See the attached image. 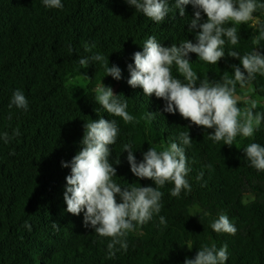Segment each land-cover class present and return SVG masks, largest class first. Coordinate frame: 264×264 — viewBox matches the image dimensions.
I'll list each match as a JSON object with an SVG mask.
<instances>
[{
	"label": "trees",
	"instance_id": "16d2710c",
	"mask_svg": "<svg viewBox=\"0 0 264 264\" xmlns=\"http://www.w3.org/2000/svg\"><path fill=\"white\" fill-rule=\"evenodd\" d=\"M61 2L63 9H49L42 0H0V264H184L201 245L213 243L217 248L227 243L226 264H264V171L250 167L243 151L253 142L264 146V121L252 137L238 135L232 147L210 140L213 129L192 125V144L186 148L191 192L172 197L174 185L161 188L159 215L129 233L127 252L117 251L112 259L107 249L110 238H100L93 229L85 228L83 214L65 211L63 193L70 168L62 167L61 161L70 162L81 150L83 124L91 119L117 122L119 134L110 156L117 169L114 181L121 186L139 183L155 187L153 181L133 175L123 145L131 143L140 161L150 146L176 141L190 121L178 112H162V99L129 86L127 65L134 63L133 53L143 50L149 36L164 46L186 39L195 42V32L188 30L195 10L189 4L185 16L180 17L175 0H169L172 11L157 23L124 0ZM254 16L264 21V12ZM236 27L239 42L232 45L225 38V56L217 64L189 53L200 80H220L225 71L232 76L231 66L240 65V61L227 53L237 51L243 56L257 47L252 37L258 33L251 22ZM85 45L95 47L86 52ZM257 50L264 52V41ZM96 53L108 58L109 66L121 69L120 80L105 76L101 62L81 68L79 58ZM172 75L183 80L175 65ZM76 80L83 85L74 83ZM101 82L121 94V99L127 98L126 111L139 123H125L104 111L94 92ZM248 87L251 95L238 100V106L255 99L258 105L254 111L264 113V76L257 74L244 88L237 84L236 95L245 97ZM16 89L26 96L27 111L9 108ZM158 111L162 114H155L154 119H142L148 112ZM17 128L20 135L6 144L2 134L11 137ZM118 159L120 163L115 164ZM209 164L211 169L206 167ZM201 172L204 175L197 180ZM220 214L236 226L235 235L212 230L210 223ZM159 216L165 217L166 226L160 225ZM26 221L31 231L24 227ZM53 222L59 224L58 230L52 228Z\"/></svg>",
	"mask_w": 264,
	"mask_h": 264
},
{
	"label": "clouds",
	"instance_id": "9594fccd",
	"mask_svg": "<svg viewBox=\"0 0 264 264\" xmlns=\"http://www.w3.org/2000/svg\"><path fill=\"white\" fill-rule=\"evenodd\" d=\"M124 2L157 23L165 21L172 11L169 0ZM189 4L195 11L189 21L188 30L195 32V42L186 39L179 44L164 46L155 36H149L142 45L143 50L133 53L134 63L127 65L130 74L127 80L129 86L142 88L145 96L154 95L157 99H162V112L173 115L178 112L183 119L190 121L186 126L187 131L179 132L176 141L167 145L162 143L159 147L150 146L142 153L143 159L140 161H137L131 143L123 145V152H127L126 159L133 175L140 180L153 181L155 187L141 186L139 183L121 186L114 181L117 169L110 162V156L111 146L116 143L119 134L115 119L101 117L85 122L80 141L81 150L70 162L61 161L62 167L70 168L63 193L65 211L74 216L83 214L85 228L93 229L100 238H110L107 243L109 259L114 258L117 251L127 252L128 234L151 221L154 215H159L163 197L161 188L166 184L174 185L170 189L172 197H179L182 191L191 192V184L187 179L191 169L188 167L186 148H190L192 144L189 132L192 125L213 129V133L208 136L210 140L214 143L223 141L224 145L232 147L238 135L252 137L264 121V113L254 111L258 105L257 100L250 99L241 108L236 95L237 84L244 88L256 79L257 74L264 76V52L257 50L260 42L264 41V21L254 16L258 11L264 12V0H175L174 8L179 10L180 17L185 16V6ZM42 5L49 9L64 7L61 0H42ZM202 13L206 15V20ZM229 22L233 26L226 27ZM249 22L258 33L252 37V43L257 47L243 56L237 51L227 53L240 61V65L231 66L232 76L225 71L220 80H200L192 69L189 53L197 54L199 60L208 64H217L225 56V38L232 45H236L240 39L236 25ZM92 47L95 45H85V51H91ZM93 62H101L105 76L116 80L122 78L121 69L116 65L109 66L108 58L105 59L99 53L78 60L81 68H87ZM174 65L183 80L172 75ZM94 92L95 101L109 116L120 117L125 123H139L126 111L127 98L121 99V94L117 95L110 86L101 82ZM13 106L28 110V100L20 89L12 94L9 108ZM162 112H148L142 119H154L155 114ZM19 135L17 128L13 130L11 137L4 132L2 138L7 144L10 139ZM243 151L250 167L264 171V146L253 142ZM119 163L118 159L115 164ZM206 167L211 169L212 165ZM203 175L201 172L196 179L200 180ZM159 223L166 226L164 216H159ZM24 227L32 230L27 221ZM210 227L216 233L235 235L237 232L236 226L225 214H220L210 223ZM52 228L58 230L59 224L53 222ZM228 258L227 243L219 248L215 243L210 246L203 244L194 258H185L184 264H226Z\"/></svg>",
	"mask_w": 264,
	"mask_h": 264
},
{
	"label": "rangeland",
	"instance_id": "374dc122",
	"mask_svg": "<svg viewBox=\"0 0 264 264\" xmlns=\"http://www.w3.org/2000/svg\"><path fill=\"white\" fill-rule=\"evenodd\" d=\"M74 83H77L78 85H83V82L81 81V80H76V81H74ZM251 87H248L246 90H245V97H240V96H237V98H238V100H241V99H247V98H249V96L251 95V93H252V91H249V89H250ZM252 89V88H251Z\"/></svg>",
	"mask_w": 264,
	"mask_h": 264
}]
</instances>
